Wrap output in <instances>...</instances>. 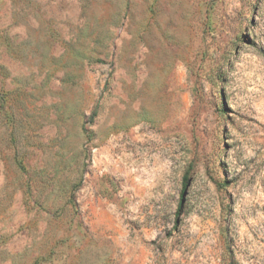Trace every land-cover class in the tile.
Returning <instances> with one entry per match:
<instances>
[{"label":"rangeland","instance_id":"obj_1","mask_svg":"<svg viewBox=\"0 0 264 264\" xmlns=\"http://www.w3.org/2000/svg\"><path fill=\"white\" fill-rule=\"evenodd\" d=\"M0 264H264V0H0Z\"/></svg>","mask_w":264,"mask_h":264},{"label":"trees","instance_id":"obj_2","mask_svg":"<svg viewBox=\"0 0 264 264\" xmlns=\"http://www.w3.org/2000/svg\"><path fill=\"white\" fill-rule=\"evenodd\" d=\"M187 179H188L187 176H185V177H184V180L187 181ZM185 185H186V184H185Z\"/></svg>","mask_w":264,"mask_h":264}]
</instances>
